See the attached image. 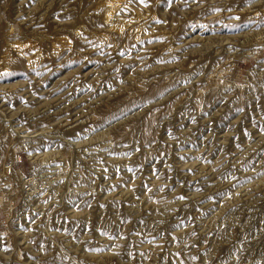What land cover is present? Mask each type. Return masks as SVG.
<instances>
[{
    "label": "rangeland",
    "instance_id": "obj_1",
    "mask_svg": "<svg viewBox=\"0 0 264 264\" xmlns=\"http://www.w3.org/2000/svg\"><path fill=\"white\" fill-rule=\"evenodd\" d=\"M3 73L0 264H264V0H0Z\"/></svg>",
    "mask_w": 264,
    "mask_h": 264
},
{
    "label": "snow or ice",
    "instance_id": "obj_2",
    "mask_svg": "<svg viewBox=\"0 0 264 264\" xmlns=\"http://www.w3.org/2000/svg\"><path fill=\"white\" fill-rule=\"evenodd\" d=\"M169 2H171V0H169ZM139 3L146 4L147 0H139ZM3 75H7V73L0 74V76H3ZM262 130H264V129H262ZM123 155H130V153H124ZM105 171H107V169H105ZM129 171H132V169H129ZM161 191H163V189H161ZM179 199H184V197L181 196V197H179ZM89 207H90V205H89Z\"/></svg>",
    "mask_w": 264,
    "mask_h": 264
}]
</instances>
